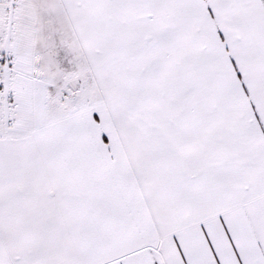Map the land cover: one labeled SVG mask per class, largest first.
Masks as SVG:
<instances>
[{"label":"snow or ice","instance_id":"6c2138e0","mask_svg":"<svg viewBox=\"0 0 264 264\" xmlns=\"http://www.w3.org/2000/svg\"><path fill=\"white\" fill-rule=\"evenodd\" d=\"M0 264H264V0H0Z\"/></svg>","mask_w":264,"mask_h":264}]
</instances>
